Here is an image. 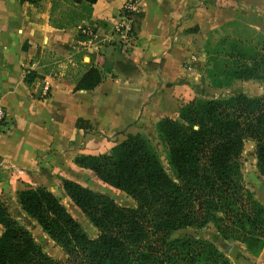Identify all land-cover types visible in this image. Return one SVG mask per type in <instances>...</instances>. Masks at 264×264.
Returning a JSON list of instances; mask_svg holds the SVG:
<instances>
[{
	"label": "trees",
	"instance_id": "1",
	"mask_svg": "<svg viewBox=\"0 0 264 264\" xmlns=\"http://www.w3.org/2000/svg\"><path fill=\"white\" fill-rule=\"evenodd\" d=\"M74 1H83L85 16L112 22V9L121 8L124 0ZM123 13L130 18L129 39L101 45L75 78L74 89L93 87L103 71L126 77L142 72L141 50L134 44L142 12ZM217 44L205 66L215 56L223 65L229 60L232 78L258 81L262 91L196 96L179 106L176 117H160L156 132L163 159L140 133H127L107 151L75 155L74 163L134 200L132 206L121 205L102 191L61 178L66 196L95 227L93 237L49 189L18 190L20 208L61 247L62 258L45 252L0 200V264H227V256L211 240L172 235L182 227L208 224L222 239L243 243L253 255L260 251L264 206L244 184L241 152L246 140L253 142L255 167L264 179V37L250 42L223 36ZM34 78L33 69L24 72L26 83Z\"/></svg>",
	"mask_w": 264,
	"mask_h": 264
},
{
	"label": "crops",
	"instance_id": "2",
	"mask_svg": "<svg viewBox=\"0 0 264 264\" xmlns=\"http://www.w3.org/2000/svg\"><path fill=\"white\" fill-rule=\"evenodd\" d=\"M132 1L142 12L134 37L142 72L126 77L103 71L93 87L74 89L83 70L74 71L66 57L74 47L82 48L89 66L92 54L115 39L112 25L121 9H112V22L83 11L64 23L56 16L57 0H0V200L6 207L12 204L25 213L16 193L27 186H44L70 201L60 179L80 183L77 176L92 172L74 163L75 155L107 151L127 133L146 136L160 117H176L181 104L199 96L195 66L203 65L209 47L221 37L251 42L264 37V0ZM83 4L74 1V9ZM79 25L97 31L87 45L80 42ZM27 69L35 71L30 83L23 80ZM261 91L260 84L256 94ZM254 170L256 176L245 185L264 206V179L255 165ZM212 236L220 238L216 231ZM221 241L227 264H264V244L253 255L241 242Z\"/></svg>",
	"mask_w": 264,
	"mask_h": 264
},
{
	"label": "rangeland",
	"instance_id": "3",
	"mask_svg": "<svg viewBox=\"0 0 264 264\" xmlns=\"http://www.w3.org/2000/svg\"><path fill=\"white\" fill-rule=\"evenodd\" d=\"M56 16L59 18L61 22L70 23L74 22V19L78 17L81 13H83V8L78 7V9H74V0H57L56 2ZM80 13V14H79ZM113 37L116 38V34L113 32ZM251 42V39L249 40ZM220 45L217 43L215 45L210 46V50L219 49ZM74 53H70L66 57L67 65L70 64L71 61L74 62L73 68L74 71L77 68H81L84 70L87 65L86 63L89 58L87 54H85L84 49L79 47H74ZM211 50V51H212ZM215 61H208L206 66L205 62L201 67L198 65L195 66L200 71L197 73L196 82L200 86V94L199 96L202 97H214V96H225L231 94L236 91H243L247 94H256L260 90V83L255 80H248L242 81L238 79H234L230 76L229 72L231 70V65L229 60H227L226 64L223 65L221 62V57L215 56ZM65 60V59H64ZM63 60V61H64ZM215 64V65H213ZM61 69H65V63H60ZM207 69V71L205 70ZM223 69V71L221 70ZM66 70V69H65ZM209 70V71H208ZM215 70V71H214ZM78 73V72H77ZM211 73V74H210ZM76 74V73H75ZM79 75V74H78ZM154 131H148L146 134V138L155 146L156 150L158 151L160 157L163 159L164 157V149L162 145L157 140V132H156V125L154 126ZM126 136V135H125ZM125 136L123 138H125ZM122 138V139H123ZM253 147L249 145L247 140L244 142L243 149L241 152V171L243 175L244 184H250V182L254 179L255 170L254 165L255 162L253 161V154L252 151ZM80 183L84 184L91 189L102 191L108 194L112 199L117 202L118 204L125 205V206H132L134 204V200L126 195L123 191L112 187L104 182H102L98 177L95 176L92 172H86V174L81 173L79 176ZM59 200L65 206V208L70 212V214L79 222L85 233L93 237L96 234L95 227L89 222L86 216L70 201L64 199L61 196H58ZM9 214L16 219L19 223L24 225L31 233L33 238L41 245L42 249L47 252L49 255L55 258H62L64 256L63 251L59 245H57L48 235L40 228V226L35 222L33 218L25 213H20L19 210L14 208V205L8 204ZM1 230V226H0ZM214 227L210 224L196 228L193 226H186L179 228L173 231L172 235H179V234H193L197 236H202L206 239L211 240L214 238L212 234H214ZM219 236V235H218ZM220 237V236H219ZM221 237L219 239L211 240L222 252H224L223 245L224 243L221 241ZM229 241V239H224ZM222 242V243H221ZM228 248V247H227ZM226 248V249H227Z\"/></svg>",
	"mask_w": 264,
	"mask_h": 264
},
{
	"label": "built area",
	"instance_id": "4",
	"mask_svg": "<svg viewBox=\"0 0 264 264\" xmlns=\"http://www.w3.org/2000/svg\"><path fill=\"white\" fill-rule=\"evenodd\" d=\"M21 1H30V0H21ZM121 17L113 22L112 30L116 34L115 39H119L122 42H126L130 36V18L125 15L124 10H138L134 5L132 0H124L121 6ZM96 30L90 25H79L78 33L81 37L80 42L84 45H87L90 39L96 35ZM4 121V110L0 104V126Z\"/></svg>",
	"mask_w": 264,
	"mask_h": 264
}]
</instances>
